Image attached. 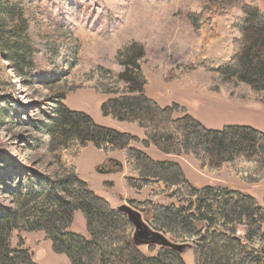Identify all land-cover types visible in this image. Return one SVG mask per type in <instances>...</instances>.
<instances>
[{
  "label": "trees",
  "instance_id": "1",
  "mask_svg": "<svg viewBox=\"0 0 264 264\" xmlns=\"http://www.w3.org/2000/svg\"><path fill=\"white\" fill-rule=\"evenodd\" d=\"M236 6L242 16L232 26L227 18ZM202 8L208 10L209 17L199 19L201 52L195 63L212 65L223 83L244 86L264 98V11L257 2L245 0H208ZM231 31L238 35L232 42V55L228 41L222 39ZM76 35L81 50L77 49L71 69L81 72L60 80L56 68L53 79L41 78L45 86L56 82L62 87L54 116L44 129L48 138L44 154L52 159L50 171L25 174L16 189L8 190L12 207L0 210V264H39L23 236L36 232L45 233L53 251L66 255L71 264H188L170 248L148 247L149 253L158 250L154 258L137 248L128 215L112 208L78 177L75 162L90 144L105 153H127L137 176L129 180L132 187L142 190L160 183L163 195L177 200L171 207L128 202L148 216L153 231L167 229L175 235L170 236L173 243L193 246V264H264V206L255 197L235 189L195 186L179 164L156 162L132 147L134 143L146 149L154 147L167 156L194 155L201 166L211 170L226 162L236 168L241 165L239 172L246 169L247 181L257 183L264 181V133L237 125L208 130L177 104L161 107L147 96L143 45L135 39L123 41L111 61L102 56L97 66L86 31L77 30ZM37 53L24 15L10 0L0 2V54L20 78L31 82L35 73L40 74ZM80 89L112 97L102 106L103 116L146 128V140L102 126L85 113L69 109L64 100ZM178 113L182 116L176 117ZM12 169L19 170L17 166ZM77 212L87 222L89 240L73 229ZM176 237L185 240L180 242Z\"/></svg>",
  "mask_w": 264,
  "mask_h": 264
},
{
  "label": "rangeland",
  "instance_id": "2",
  "mask_svg": "<svg viewBox=\"0 0 264 264\" xmlns=\"http://www.w3.org/2000/svg\"><path fill=\"white\" fill-rule=\"evenodd\" d=\"M5 1L0 0L2 3ZM10 1L28 22L29 34L38 50L36 63L40 74L33 75L34 81L24 80L0 54L1 211L12 207L8 190L16 189L22 176L29 173L45 175L50 171L52 159L44 154V146L48 141L44 129L48 120L54 116L56 97L62 87L57 86L56 82L47 87L41 83V78L53 79L56 68L60 71V80L71 79L75 73L81 72L71 69L77 49L81 50L76 41L77 30L86 31L87 39L95 51L93 61L97 66L101 65L102 56L111 61V56L123 41L135 39L143 45V73L149 82L147 96L156 100L161 107L177 104L208 130H223L227 126L237 125L252 127L264 133V98L244 86L223 83L212 65L195 63L201 52L198 47L201 33L198 23L199 19L204 21L209 17L208 10L202 8V4L205 5L208 0ZM245 1L257 2L264 11V0ZM241 16L240 7L236 6L227 19L233 26L235 19ZM237 37L232 31L222 36V39L228 41L227 48L231 55L232 42ZM111 99L89 89H80L69 94L64 104L71 110L92 117L102 126L137 137L141 141L146 140V128L103 116L102 106ZM181 116L180 113L176 115ZM132 147L156 162L179 164L186 179L195 186L235 189L255 197L264 206V181L248 182V171L243 168L245 172H239L242 170L241 165L236 168L226 162L220 169L211 170L201 166L194 155L167 156L154 147L146 149L135 143ZM96 160L99 164L97 168L104 163L105 168L113 167L111 161H117L120 167L116 171L119 172L114 173L118 175L110 178L91 170ZM99 160L103 162L100 164ZM75 165L78 177L83 181L88 180L94 193L104 198L112 208L130 206L129 200L148 201L153 205L167 207L177 203L176 199L163 195L161 191L164 188L160 183L142 190L132 187L129 180H135L137 176L132 172L125 151L105 153L90 144ZM13 166L19 170H13ZM122 196L127 197V200ZM73 229L78 235L90 239L87 222L81 212L75 213ZM162 230L160 232L170 240V236H175L167 229ZM23 236L34 260L39 264H71L66 255L53 251L52 242L45 233H25ZM176 238L180 242L185 240L184 237ZM143 251L152 258L158 255V250L149 253L147 248H143ZM191 257V252L185 255L188 264H193Z\"/></svg>",
  "mask_w": 264,
  "mask_h": 264
},
{
  "label": "water",
  "instance_id": "3",
  "mask_svg": "<svg viewBox=\"0 0 264 264\" xmlns=\"http://www.w3.org/2000/svg\"><path fill=\"white\" fill-rule=\"evenodd\" d=\"M111 162L112 163L110 164H112L113 167H110L107 172L114 173V171H116L120 167V164L115 160L114 161L112 160ZM105 169L106 168H104V170ZM104 170L99 169V167L97 168V171L100 173H103ZM118 172L116 171V173ZM116 209L120 212L126 213L129 217L130 222L133 224L135 228V234L133 236V240L137 248L143 249L151 246L160 247V248H170L179 252L184 258L188 252H191L193 257V251H194L193 246L175 244L172 241H170L167 237H165L163 234L153 231L148 224L149 222L148 216L143 215V213L140 210L125 205L117 207Z\"/></svg>",
  "mask_w": 264,
  "mask_h": 264
},
{
  "label": "crops",
  "instance_id": "4",
  "mask_svg": "<svg viewBox=\"0 0 264 264\" xmlns=\"http://www.w3.org/2000/svg\"><path fill=\"white\" fill-rule=\"evenodd\" d=\"M97 161L98 160H96L95 162H94V164H92L91 165V170H93V171H97V166L99 165L98 163H97ZM103 162V161H102ZM101 162V163H102ZM99 163H100V160H99ZM100 163V164H101ZM98 164V165H97ZM84 174V173H83ZM105 176H107V177H110L111 178V176H116V175H118V174H116V173H108V174H104ZM103 175V176H104ZM84 176L86 177V175L84 174ZM87 178V177H86ZM86 182H88V180H85ZM107 182V181H106ZM109 182H112V181H109ZM115 183V182H114ZM123 197V196H122ZM125 200H127V197H123ZM129 199H132L131 197H129ZM117 208V207H116Z\"/></svg>",
  "mask_w": 264,
  "mask_h": 264
}]
</instances>
